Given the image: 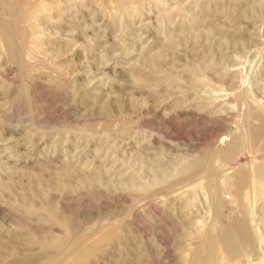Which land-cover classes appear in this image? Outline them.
<instances>
[{
	"label": "rangeland",
	"instance_id": "374dc122",
	"mask_svg": "<svg viewBox=\"0 0 264 264\" xmlns=\"http://www.w3.org/2000/svg\"><path fill=\"white\" fill-rule=\"evenodd\" d=\"M47 1L57 10L28 28L32 83L10 62L0 78V264H196L215 221L240 215L223 173L246 165L264 178L247 134L264 123L249 101L264 106V0ZM241 142L244 156L215 155ZM247 191L263 239L238 245L234 264H264V179Z\"/></svg>",
	"mask_w": 264,
	"mask_h": 264
},
{
	"label": "bare ground",
	"instance_id": "6f19581e",
	"mask_svg": "<svg viewBox=\"0 0 264 264\" xmlns=\"http://www.w3.org/2000/svg\"><path fill=\"white\" fill-rule=\"evenodd\" d=\"M15 0H0V65L3 67L4 62H10V64H13V66L15 67V70L18 73L19 77L18 79H20L23 84H27V83H32L33 81V76L32 73H29V63L25 60V56L30 55L32 56L33 54H35V52L37 51V49L33 48V44L35 43L34 39L29 36L30 34H28L29 29L28 28H32L35 27L33 23H31L32 19H39V16L41 13H45V16H49V11H51L52 9H56L57 10V6L53 5L51 2H48L47 0H36L33 2H29L28 0H16V3H14ZM67 1V0H66ZM74 1V0H73ZM91 1V0H90ZM103 1V0H102ZM101 1V3H102ZM111 3H115L117 7L120 8H127L129 7L132 3H134L133 0H109ZM18 2V3H17ZM20 2H22L25 7V12L23 14V16L21 17V22H22V29L19 27L21 25L17 24V14L15 15L14 13V7L17 6V4H19V6L21 5ZM58 2V1H56ZM65 2V1H64ZM63 2V3H64ZM69 2V1H68ZM87 2V0H86ZM94 2V1H93ZM96 2V1H95ZM94 2V3H95ZM108 2V1H107ZM244 1H242L243 3ZM250 2V1H249ZM61 3V1L59 2ZM66 3V2H65ZM64 3V4H65ZM82 3V2H80ZM88 3V2H87ZM137 3V2H135ZM158 3V2H157ZM246 3V2H245ZM243 3L241 5V7L243 8L242 11L245 12L244 8L245 6H247V4ZM55 4V3H54ZM89 4V3H88ZM104 4V2L102 3ZM240 4V3H239ZM250 3H248L249 5ZM62 5V4H61ZM60 5V6H61ZM95 5V4H94ZM159 5V4H158ZM87 6V5H86ZM90 6V5H88ZM22 7V9L24 8ZM91 7V6H90ZM106 7V6H105ZM141 7V6H140ZM240 7V8H241ZM130 8V7H129ZM241 8V9H242ZM104 9V8H103ZM162 8L158 7V11H161ZM110 10V9H109ZM127 10V9H126ZM211 10V8H210ZM216 10V9H215ZM18 11V8L17 10ZM207 11L209 12V9H207ZM21 12V10H20ZM23 12V11H22ZM92 13V12H91ZM204 14V13H203ZM208 14V13H206ZM205 15V14H204ZM91 16V15H90ZM205 16H203L204 18ZM209 18V17H208ZM59 19V18H58ZM115 19V18H114ZM201 19V16H200ZM34 20V21H35ZM201 21L204 23V25H209V19ZM230 21V20H229ZM49 22V21H48ZM21 24V23H20ZM73 26V25H72ZM89 26V25H88ZM91 26V25H90ZM181 26V24H180ZM204 26V27H205ZM233 27V26H232ZM90 28V27H89ZM36 29V28H34ZM33 29V30H34ZM37 30V29H36ZM181 32H183L182 30H179ZM31 32V29H30ZM86 32V31H85ZM33 33V32H32ZM37 33V32H35ZM112 33V32H111ZM86 38L87 35L86 33H84ZM113 34V33H112ZM115 36V33H114ZM39 37V36H38ZM41 37V36H40ZM38 40V38H37ZM37 42V41H36ZM36 44V43H35ZM76 44V43H75ZM39 45V44H38ZM37 45V47H38ZM35 46V45H34ZM59 47V46H58ZM60 52V50H59ZM58 53V52H57ZM62 53V52H60ZM78 53V52H77ZM38 54V53H37ZM39 55V54H38ZM41 55V54H40ZM37 56V55H36ZM43 56V55H42ZM58 56V54H57ZM76 56V55H75ZM79 56V55H78ZM80 56H82L80 54ZM29 57V56H28ZM44 57V56H43ZM30 59V58H27ZM45 64V63H44ZM5 65V64H4ZM40 65V64H39ZM35 66V65H34ZM33 66V67H34ZM37 66V65H36ZM1 67V68H2ZM43 67V66H42ZM47 67V66H46ZM45 67V68H46ZM3 71L0 72V78L4 79V71H6L7 69L5 67H3ZM32 70V69H31ZM34 70V69H33ZM55 70V69H53ZM35 71V70H34ZM37 71V70H36ZM49 72V71H48ZM62 72V71H61ZM34 73V72H33ZM40 73V72H39ZM51 73V72H50ZM55 73V72H54ZM42 74V73H41ZM38 75V74H37ZM50 75V74H49ZM55 76V78H51L52 82H57L58 79H60L61 77V73L60 71L58 72V74H53ZM57 75V76H56ZM141 75V73H140ZM17 76V74H16ZM42 76V75H41ZM47 76V75H46ZM44 76V77H46ZM64 76V75H62ZM36 77V76H35ZM38 78V77H37ZM145 79V78H142ZM41 81V78L37 79ZM141 80V79H140ZM9 81V80H8ZM49 81V80H48ZM49 81V82H51ZM62 81V80H61ZM64 81V80H63ZM19 82V81H18ZM38 82V81H37ZM47 82V80H46ZM51 85V84H50ZM15 87V86H14ZM13 87V88H14ZM132 88V87H131ZM76 89V87H75ZM120 92H122L123 90H125L124 88H118ZM10 91V90H9ZM13 91V90H12ZM11 91V92H12ZM28 91V90H27ZM7 93V92H6ZM13 93V92H12ZM26 93V92H25ZM229 93H222V94H215L213 95L214 100H218V101H222L225 100L226 97H228ZM7 95V94H6ZM9 96V95H8ZM27 96V95H26ZM30 96V95H29ZM28 96V97H29ZM239 98V97H238ZM245 99V98H244ZM116 102L119 101V99H115ZM252 101L256 104L257 107H260L259 111H263L264 112V106L260 103L258 104L257 101V96L255 94H251V97L249 98V101ZM242 101V100H241ZM115 102V103H116ZM107 103V102H106ZM246 103V102H245ZM248 103V102H247ZM118 104V103H117ZM121 104V103H120ZM174 105V104H173ZM261 105V106H260ZM115 106V105H114ZM119 106V105H117ZM249 106V104H248ZM251 106V105H250ZM120 107V106H119ZM163 107V106H162ZM247 107V106H246ZM253 108V106L251 107ZM181 110V109H180ZM185 110V109H184ZM250 110V109H249ZM255 110V109H254ZM186 111V110H185ZM248 111V110H247ZM246 111V112H247ZM252 111V109H251ZM256 111H258L256 109ZM180 112V111H179ZM262 112V113H263ZM250 113V112H248ZM255 114V112H253ZM259 113V112H256ZM252 114V113H251ZM253 115V114H252ZM256 116V115H254ZM258 116V115H257ZM263 123V122H261ZM260 123V124H261ZM249 130V129H248ZM249 136L250 141H253L256 145V147L261 148L262 150L264 149V144L263 145H259L260 144V136L264 135V123L261 124L260 126L258 125V127L256 129L250 130L249 133H247ZM241 135V134H240ZM245 135V134H244ZM248 139V140H249ZM243 141V140H242ZM247 141V140H246ZM226 145V144H225ZM227 147V146H226ZM225 148V147H224ZM260 150V149H259ZM245 151L246 150V144H244L243 142L239 143L238 145H230L228 148L226 149H221L217 152V154L215 155H219L218 157L223 158L225 160H229L232 161L234 159H237L235 157H242L245 155ZM216 152V151H215ZM255 152V151H254ZM211 154L213 153H207L202 155L197 161L196 164L197 166H195V168L201 169L202 167H204L203 165H207L210 161L211 158ZM214 156V155H213ZM212 156V158H213ZM216 158V156H215ZM256 161V160H255ZM248 163V162H247ZM217 165V164H216ZM234 165V164H233ZM183 167V166H182ZM194 168V169H195ZM256 167H254L255 169ZM253 168H250L249 166H241L238 167L237 169L234 170V172L231 174L223 173L225 174L224 177H226L228 183L232 188H234V190H236V195L233 196V198L230 200L232 203H237L238 204V213L240 214L238 219L236 221H232V223H229L223 227H219L218 222L215 221V223L212 225V232L210 233L208 231L207 237L205 238L204 241V247L206 248V253L202 256V254L199 255H195L193 257V261L196 262V264H234V261L237 259V257L240 255L239 253V249H238V245H244L245 243H248L250 241H254L255 239L257 240H261L263 239V236L261 234H257L255 231L251 232L248 226V215H247V210H246V201H247V196H248V191L247 190H252L253 192H255L262 184H263V175L259 172H256ZM264 170V169H263ZM194 171V170H193ZM222 177V176H219ZM221 179V178H220ZM225 180V178H224ZM221 181V180H220ZM223 182V181H222ZM217 183V182H216ZM222 184V183H221ZM226 184V183H225ZM225 184L223 185L225 188L227 186H225ZM219 186V185H218ZM217 188L221 187L219 186ZM217 188L214 185V182L211 183V192L213 195L217 194ZM223 189V188H222ZM219 190V189H218ZM224 190V189H223ZM238 192V194H237ZM219 206V205H218ZM216 207V206H215ZM217 209V208H216ZM216 219V217H215ZM214 222V221H213ZM210 227V226H209ZM211 228V227H210ZM116 230V228H113ZM110 230L109 232L105 233V235L102 236L103 240H108L109 238H111L115 232L114 230ZM116 236V234L114 235ZM206 236V235H205ZM200 238V237H199ZM203 238V240H204ZM112 239V238H111ZM202 240V242H203ZM59 241H56L54 243H49V242H45L43 245L44 247H48L51 246L52 244H56L57 246H59ZM97 245V244H96ZM96 245H91L89 247H86L82 253H81V259L88 257L90 254H92L97 246ZM98 249V248H97ZM204 251V250H203ZM198 252V251H196ZM219 252L225 253L226 255L224 256V260L221 262V260L219 261V258H216V254H218ZM239 254V255H238ZM223 255V254H222ZM219 257V256H217ZM189 260V259H188Z\"/></svg>",
	"mask_w": 264,
	"mask_h": 264
}]
</instances>
